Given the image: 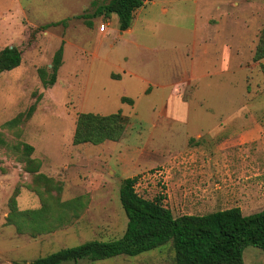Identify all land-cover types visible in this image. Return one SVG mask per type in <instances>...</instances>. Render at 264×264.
I'll list each match as a JSON object with an SVG mask.
<instances>
[{
    "label": "rangeland",
    "instance_id": "1",
    "mask_svg": "<svg viewBox=\"0 0 264 264\" xmlns=\"http://www.w3.org/2000/svg\"><path fill=\"white\" fill-rule=\"evenodd\" d=\"M93 3L0 0V50L15 46L21 51L20 65L0 75V138L6 144L0 145V264L28 263L90 240L120 237L127 218L118 190L126 178L137 177L134 188L142 198L161 196L163 206L174 217L205 215L232 207L243 210V215L264 209V148L253 154L239 147L243 152L240 149L234 156L245 158L251 165L241 168L225 163L227 153L214 151L213 145L207 149L193 139L197 132L218 127L217 114L230 118L246 110L255 122L263 124L264 133L261 63L250 59L264 27V0H174L165 15L158 6H152L142 22L135 21L136 31L123 36L118 35L113 20L108 26L106 18L95 17L90 19V26L85 24L81 16L94 12ZM57 22L61 23L45 29ZM194 22L199 27L195 50L213 51L215 55L207 56L211 66H217L219 46L223 50L226 45L238 64L253 67L223 72L213 78V86H204L207 79L194 81L195 88H187L182 96L189 106L186 117L178 118L171 111L174 98L168 97L175 87L168 83L163 88L159 70L174 63L172 80L178 79L173 56L185 41L191 47ZM102 24L108 30L104 35L97 32ZM144 29L153 35L145 37ZM168 35L171 38H166ZM134 40L143 46L147 43L153 51L135 58L133 50L146 49L136 46ZM59 47L63 54L55 83L44 88L38 69L51 73L53 55ZM163 50H169L171 58L165 60ZM181 52L185 61L192 57L185 47ZM135 69L147 72L153 79L151 87L128 74ZM193 91L194 97L189 96ZM123 97L132 104L122 101ZM34 104V111L22 125L4 126ZM116 112L129 119L118 142L72 144L79 113ZM225 117L221 123L229 120ZM238 126H244L243 120ZM23 144L33 147L31 157L40 162L39 172L61 183V201L83 197L86 207L73 224L37 236L20 234L8 224L12 199L19 211L42 206L41 196L27 187L35 184L18 159ZM174 152L179 153L167 156ZM56 212L53 210L57 220ZM242 256L243 264H264V252L253 246L245 247ZM172 257L171 247L166 245L135 258L117 257L95 264H172Z\"/></svg>",
    "mask_w": 264,
    "mask_h": 264
},
{
    "label": "trees",
    "instance_id": "2",
    "mask_svg": "<svg viewBox=\"0 0 264 264\" xmlns=\"http://www.w3.org/2000/svg\"><path fill=\"white\" fill-rule=\"evenodd\" d=\"M147 0H94V12L81 16L90 26V19L116 15L121 31L131 26L133 13ZM61 22L45 26H56ZM62 46V45H61ZM62 47L55 51L51 63V73L45 68L38 69V77L44 88L55 83L56 74L62 62ZM264 59V27L260 30L255 46L253 61ZM21 63V51L15 46L0 50V75L17 68ZM264 81V64H261ZM132 104V100L121 98ZM35 104L24 114L7 121L6 128L22 125L30 118ZM129 123L121 112L109 115L79 113L75 121L72 137L74 146L82 144L98 145L103 142H118ZM0 145H6L0 138ZM16 150L19 146L13 147ZM21 157L24 170L31 175L33 184L27 186L41 196L42 206L37 210L19 211L12 199L8 224L20 234L32 236L52 233L77 220L86 207L82 196L61 201V183L50 180L39 172L40 162L31 157L33 147L23 144ZM137 177L123 179L119 184L118 198L127 221L122 235L116 239L90 240L74 247L63 248L30 262L21 264H65L87 262L112 258H135L149 251L170 245L172 264H243V250L253 246L264 252V209L243 215L240 208L232 207L205 215H181L174 217L162 204L161 196L147 200L135 191ZM41 187L43 189L41 190ZM52 192L55 195H52ZM45 194V196H43ZM45 199V201L43 200ZM56 205V208L54 205ZM57 209V220L53 210Z\"/></svg>",
    "mask_w": 264,
    "mask_h": 264
},
{
    "label": "crops",
    "instance_id": "3",
    "mask_svg": "<svg viewBox=\"0 0 264 264\" xmlns=\"http://www.w3.org/2000/svg\"><path fill=\"white\" fill-rule=\"evenodd\" d=\"M173 1L174 0H147L141 8L137 9L133 13V19L131 22V26L127 30H124V31L119 30L118 23H117L118 19L116 15L111 14L109 17H105V18L108 20L107 21L108 26L111 24V20L114 21V26H115V23L117 24L118 31L116 29L115 31H117L119 36H123L124 34H133L136 31L134 27L135 21L139 22L141 20H144V18L148 16L149 13H151L150 8L152 6H158L161 14L165 15L166 13H168V7L170 6V4L172 5ZM147 5H150V7L147 8ZM151 19H154V17H152ZM158 26L159 28H161L160 21L158 22ZM105 29H106L105 31H100V32L97 29V32L104 35L108 32L107 27ZM182 29L183 30L181 33L185 36L186 34H184V31L186 30H184V28ZM191 29L193 32L191 47L187 40L185 41V43H182L181 47L178 49L177 56L175 58L173 56V59L176 61L178 65V74H179L178 79L172 80L174 79V75L172 71V67L174 66V63L172 64L173 66H170L169 68L166 67V68H163L162 70H159L162 73L159 77L161 78V85L163 86V88L165 89L167 87L166 84L168 83L173 84V86L175 87L173 92H170L168 97L174 98V101L171 105V111L173 112V114L176 113V115L174 116L175 117L177 116L178 118L186 117L184 115H185V112L188 111L189 106H188V101L186 102L185 99L182 98V96L183 94H185V91L187 88H195V84L193 83L194 81L197 82L198 80H206V79L209 81L210 80L213 81V78L215 79V77L217 76L220 77L221 74H223V72H230L232 69L235 70L238 67L242 69L253 67L252 64L250 65H247L246 63L244 65L238 64L236 59H234L228 53V47L226 45L223 46V50H220V46H219V50H217V52H219L217 55L218 59L217 61H215L217 63V66L215 63L211 66L210 60L207 59V56L211 54L215 55L214 52L210 50H202V49L195 50V45H196V40H197L196 31L199 29V27L194 22L193 26H191ZM143 33L145 34L144 35L145 37L147 36L150 37L151 35H153L152 33H150V31L147 33L146 29H144ZM168 37L171 38L170 35H168L166 38ZM166 38L163 40L165 43H168V40H166ZM134 43L136 46H139L141 49H146V50H133L135 58L141 56L145 51H148V52L153 51L149 49L147 43H145L144 46L142 45V43L139 44L136 40H134ZM184 47L186 48V50L190 52V55L192 56L190 58L191 61L184 60L182 56V52H181V50H183ZM166 51L168 52L169 50H166ZM166 51L163 50L162 52V56L165 57L164 58L165 60H167L168 58H171L172 56V53L168 52L170 55L169 56L166 53ZM250 59L253 60V55L252 57H250ZM213 62H214V57H213ZM259 63L262 64L263 59L260 60L258 64ZM128 74H133L134 76H137V78L140 79L143 83L151 87V82L153 81V79H151L150 76H147L148 74L145 70L135 69V71L133 70L132 73L128 71ZM246 78L247 76L245 77V80ZM169 79L170 81L167 82ZM209 81H208V84H205L204 86H213L210 83L214 84L215 81L213 82H209ZM148 92H149V88L145 91V94H148ZM195 93L196 91H193V92H190L188 95L191 96ZM244 94L245 92H242L241 98H243L242 95ZM246 111L247 112H245V114L236 113L232 115L230 118H227V116L225 117L226 114L224 113L217 114L216 120L220 121L218 127L210 131L207 130L204 133L197 132L193 137L194 141L198 145L201 141V144L206 145L207 149L211 148L213 145L212 149L214 151H218L219 153H222V152L227 153L225 156L226 157L229 156V157L225 160L226 161L225 163L230 164L229 162H231V165H234L236 167L249 168L251 166L250 162L246 161L245 158L238 159V156H234V155L240 149H241V152H243V148L246 151L248 150L246 153H248L249 151H251L253 154H257V152L261 153L264 150L263 149L264 148V133L262 131L263 124L255 122L254 121L255 118L252 115L249 116V114L251 113L248 112V110ZM202 114H203L202 115V118H203L204 113ZM224 117L229 120L228 121L226 120L225 122L221 123ZM241 120H243L244 122L243 127L238 126V122H241ZM256 131L258 133H261V135L256 133ZM254 142L256 143L254 144ZM239 147H243V148L238 149ZM253 148L255 150H253ZM179 152L169 153L167 156H170V155L173 156L175 153H179ZM250 158H253V156H250ZM241 211L243 212V210Z\"/></svg>",
    "mask_w": 264,
    "mask_h": 264
},
{
    "label": "built area",
    "instance_id": "4",
    "mask_svg": "<svg viewBox=\"0 0 264 264\" xmlns=\"http://www.w3.org/2000/svg\"><path fill=\"white\" fill-rule=\"evenodd\" d=\"M105 28H106V26L104 24H102V25H100L99 30L104 31Z\"/></svg>",
    "mask_w": 264,
    "mask_h": 264
}]
</instances>
